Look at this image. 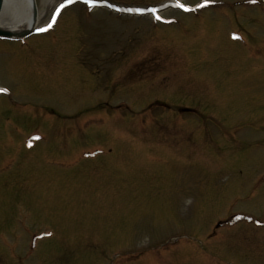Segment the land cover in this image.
<instances>
[{"label":"rangeland","instance_id":"374dc122","mask_svg":"<svg viewBox=\"0 0 264 264\" xmlns=\"http://www.w3.org/2000/svg\"><path fill=\"white\" fill-rule=\"evenodd\" d=\"M59 1L55 0L52 7ZM248 1L246 9L234 7L237 11L233 13H240L237 18L245 20L244 26L249 32V28H256L253 22L257 18L264 27L261 12L264 6L262 0H257L261 4L255 0H251L255 3ZM161 2L133 0L138 5ZM37 6L38 10L45 8L42 0H37ZM52 7L42 20H47ZM172 14L175 16L171 12H166L165 16ZM67 16L70 15L65 12L55 30L45 35L47 40L40 41L31 50L20 49L13 58L7 59L8 66L0 69L4 82L8 80L4 76L9 75L14 84L23 85L32 92V95H26L29 96L27 101L38 102V105L41 102L42 107L51 104L53 110V113L42 111L38 114L40 125L52 132L50 143L41 144L43 146L36 157L39 162L26 173L20 171L25 175L22 183L7 179L6 186L4 183L1 185L0 264H106L119 249L151 248L176 235L185 238L179 242L182 246L170 248L157 264H264L262 227L246 226L245 219L232 228L233 225L223 223L216 231L222 238L218 236L216 243L207 246L203 256L197 254L202 251L199 243H207L205 234L213 230L212 226L218 220L224 219L227 205L234 206V213H249L254 218L260 217L264 211V189L259 191V184L251 181L254 174L250 178L247 174L250 169L255 173L258 171V177L264 172V148H255L247 155L248 159L241 161L242 155L249 150L248 145H232L231 140H238V137L231 134L221 137L218 145H214V137L222 135V130L215 125L207 128L217 120L227 126H231L225 123L227 120L232 124L248 120V124H239L238 136L244 142L261 141L264 137V57H261V62L246 59L239 65L236 63L237 67L230 65L228 69L225 66L211 68L208 64L206 73L201 76L214 79L216 87L213 88L219 93V98L209 89L212 88L211 80L206 84L187 83V80H193V68L183 64L197 65L201 62L199 50L188 53L195 45L196 37L190 36L193 33L183 36L174 29L159 27L148 17H117L107 11L96 10L88 22L82 17L80 24L83 25L72 34L64 31L74 26V20L66 21ZM213 17L211 24L218 27L220 33L215 35L210 45L209 57L212 59L205 62L212 63L219 55L224 63L236 61L231 57L238 53L233 49L234 45L231 49L228 44L224 45V37H229L231 32L229 29L234 32L235 28L221 12ZM261 32L256 33L260 34L258 40L260 37L264 39V30ZM123 63L127 64L124 66ZM82 65L96 73L92 76L94 88L90 91L92 81ZM130 65L134 66V74L141 70L154 73L151 74L153 82L134 84L132 89L125 88L127 91L122 96L114 97L116 100H128L136 110L153 99L156 93L180 100L184 106L191 105L192 94L199 89L203 95L198 100L207 103V114L217 116L219 105L224 103L221 97L225 92L226 100H242L237 87L224 86L223 80L229 77L233 83L242 81L245 84V90L241 88V91L247 93L248 105L242 108L240 112L243 114L239 118L227 114L225 118H211L212 122L208 119L207 124L200 126L187 120L184 126L176 129L168 117L162 128L157 123L141 131L134 125L135 118L132 117L100 122L99 126L105 127L103 130L96 126L95 129H82L77 119L70 118L74 110L79 108L77 114L83 110L79 97L85 106L109 100L111 97L106 84L124 82ZM177 89L180 92H174ZM45 93H52V96L41 98ZM238 102L227 101L220 109L229 112L240 110L243 103ZM145 126L143 124L142 127ZM198 127L207 129L200 132ZM63 129L67 130L66 134ZM209 130L212 137H209ZM99 142L105 143L95 145L101 149L99 156L83 159L80 155L68 169L55 175L48 166L44 168V158L52 160V155L60 153V157H69L77 150ZM262 143L264 145V140ZM106 145H110V150L104 152ZM29 231L32 235L48 233L49 236L30 241ZM206 249L209 251L206 256L211 257L208 260L204 256ZM28 251L32 255L24 257ZM116 253L120 255L123 252ZM8 254L22 257L18 260ZM115 259L110 264H122L121 260Z\"/></svg>","mask_w":264,"mask_h":264},{"label":"bare ground","instance_id":"6f19581e","mask_svg":"<svg viewBox=\"0 0 264 264\" xmlns=\"http://www.w3.org/2000/svg\"><path fill=\"white\" fill-rule=\"evenodd\" d=\"M5 5L0 18V26L12 28L15 31H21L29 26L40 27L42 18L47 14L55 0H42L45 8L38 10L35 18L32 19L29 10L30 0H4ZM32 19V22H31ZM57 24V23H56Z\"/></svg>","mask_w":264,"mask_h":264},{"label":"snow or ice","instance_id":"6c2138e0","mask_svg":"<svg viewBox=\"0 0 264 264\" xmlns=\"http://www.w3.org/2000/svg\"><path fill=\"white\" fill-rule=\"evenodd\" d=\"M74 2H76V0H63L62 3H60L56 8H55V14L58 15L60 10L64 7H66L67 5L73 4ZM98 2H103V0H83V3L86 5H89V7L91 8L92 6L96 5ZM205 2H207V0H205ZM109 7H113L112 5H108ZM177 8L183 9L184 11H192L194 9H191L189 7H187L184 3H180L179 0H177L176 4L174 5ZM196 7H201V5H197ZM117 10H121V9H117ZM127 11H131V12H137V13H141L144 11V9L142 8H131V9H127ZM148 11H150L153 15H155L156 13V9L155 8H151L148 9ZM156 19H160V16L156 15L155 16ZM52 21L55 22V15H53L51 17ZM52 25L51 23L47 24V28H50ZM47 28H40L37 27V31H46ZM6 91V89H0V92ZM30 146V145H29Z\"/></svg>","mask_w":264,"mask_h":264},{"label":"water","instance_id":"95a60500","mask_svg":"<svg viewBox=\"0 0 264 264\" xmlns=\"http://www.w3.org/2000/svg\"><path fill=\"white\" fill-rule=\"evenodd\" d=\"M0 34H8V33L5 32V31L0 30Z\"/></svg>","mask_w":264,"mask_h":264}]
</instances>
